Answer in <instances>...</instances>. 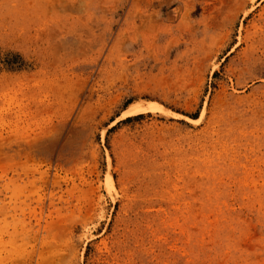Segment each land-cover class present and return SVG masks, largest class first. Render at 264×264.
Returning a JSON list of instances; mask_svg holds the SVG:
<instances>
[{
	"label": "rangeland",
	"instance_id": "1",
	"mask_svg": "<svg viewBox=\"0 0 264 264\" xmlns=\"http://www.w3.org/2000/svg\"><path fill=\"white\" fill-rule=\"evenodd\" d=\"M0 264H264V0H0Z\"/></svg>",
	"mask_w": 264,
	"mask_h": 264
},
{
	"label": "bare ground",
	"instance_id": "2",
	"mask_svg": "<svg viewBox=\"0 0 264 264\" xmlns=\"http://www.w3.org/2000/svg\"><path fill=\"white\" fill-rule=\"evenodd\" d=\"M132 111H133V108H130V109H127L125 111V113H129V112H132ZM106 180H107V183H108L109 187H111L112 183H111V177L109 175L107 176Z\"/></svg>",
	"mask_w": 264,
	"mask_h": 264
}]
</instances>
